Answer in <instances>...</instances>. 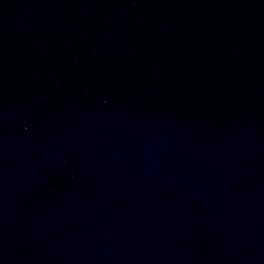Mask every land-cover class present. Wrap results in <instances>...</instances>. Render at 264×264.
Masks as SVG:
<instances>
[{
    "label": "water",
    "instance_id": "1",
    "mask_svg": "<svg viewBox=\"0 0 264 264\" xmlns=\"http://www.w3.org/2000/svg\"><path fill=\"white\" fill-rule=\"evenodd\" d=\"M0 264H264V0H0Z\"/></svg>",
    "mask_w": 264,
    "mask_h": 264
}]
</instances>
